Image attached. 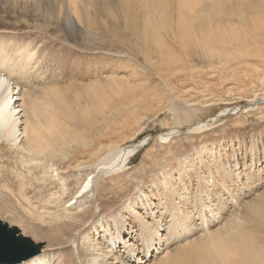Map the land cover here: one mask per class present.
<instances>
[{"label":"rangeland","instance_id":"374dc122","mask_svg":"<svg viewBox=\"0 0 264 264\" xmlns=\"http://www.w3.org/2000/svg\"><path fill=\"white\" fill-rule=\"evenodd\" d=\"M195 2L0 0V72L19 95L44 97L35 103L51 105L57 117L55 134L45 132L46 158L0 145V219L54 252L53 264L64 258L81 264L70 242L81 245L103 208L122 209L138 195L152 201L168 226L177 200L202 225L203 212L213 219L202 204L204 190L213 194L206 204L219 213L214 227L237 217L248 221L245 234L259 244V254L249 252L250 264H264V10H256L255 0H238L239 8L226 0ZM232 8L238 14L226 19ZM171 130L177 131L172 138H161ZM124 147L137 151L126 168L102 169ZM35 158L45 168L37 169ZM93 183L97 199L83 207L80 231L72 225L59 232L67 205L84 199L85 185ZM256 203L259 209L251 210ZM139 209L145 210L142 202ZM196 231L167 245L178 264H205L206 249L195 244L207 231Z\"/></svg>","mask_w":264,"mask_h":264},{"label":"bare ground","instance_id":"6f19581e","mask_svg":"<svg viewBox=\"0 0 264 264\" xmlns=\"http://www.w3.org/2000/svg\"><path fill=\"white\" fill-rule=\"evenodd\" d=\"M181 1L184 4H186L188 0H181ZM202 1L203 0H196L194 5H199V4L203 5V4H201ZM206 1H209V0H206ZM210 1H214V0H210ZM255 1L257 3L256 10L257 11H259V10L263 11L264 10V4H262L263 3L262 0H255ZM232 2H234L235 6H237L238 8L240 7V5H238V0H234V1L226 0L227 5H228V3L231 4ZM226 4H224L223 6H225V8L227 10ZM189 8H191V11L193 10L192 5H190ZM238 8H237V10H238ZM218 11H219V9H218ZM237 14L238 13L234 11V8H232V10L230 12H227L226 19H229L230 16H232V17L236 16ZM68 19L72 20V18H70V14H68ZM235 35L237 37H241L239 34H235ZM241 38H243V36ZM245 39H247V38H245ZM29 59H30V57H28L27 60H29ZM11 82L12 81L9 80V78L7 76H4V73L2 74V72H0V145L3 143L4 144L3 146H5V144L8 145L7 143H10L9 148L10 149L12 148V150L13 149H15L16 151L18 150L20 153H23L24 151L25 152L28 151V153H30L32 151V153L33 152L38 153V157H39V154L46 153L48 151V147L47 148L44 147V144H45L44 142L47 140V136H46L45 132H48L51 136H53L55 134V126L57 125V117L55 116V113L51 112V105L46 104L44 107L43 106L41 107V104H39L40 105L39 106L38 103H35V101L37 99H38V102L41 103V100L44 99V97H42L41 100H39V98L41 96L40 97L38 96V98L36 100L33 99V97H30L28 99L27 95H25L23 97L22 95H19L20 92L18 90H16L17 86L12 87L13 84H11ZM44 94L43 95L46 96V94H48V93H44ZM15 95H16V97H15ZM17 96H19V97H17ZM25 97H27V99H28V101H26V102H25ZM35 97H37V96H35ZM59 98L60 97H57L58 100H60ZM19 101H21V103ZM51 104H52V101H51ZM202 127H203V125L199 124L195 128L198 129V128H202ZM175 132L177 133V131L171 130V132L165 134L161 138H163V139H168L170 137L172 138V135L175 134ZM115 143L117 144V142H115ZM141 143H143V142H141ZM135 150L136 149L133 147H129V148L127 147L125 149L118 148V150L116 152H114V157H113L112 161H110V163L109 162L105 163L106 167L101 166L102 169H106L109 172L110 171H114V172L116 171L117 172L119 170L126 168L127 164L129 163L128 162L129 158L132 157V155H134V153L137 152ZM114 151H115V149H114ZM105 153H107V152H105ZM33 154L32 155L30 154V156L33 157L35 155V154L34 155ZM43 157H45V156L43 155ZM19 158H21V155L19 156ZM23 158H25L24 155H23ZM24 160H26V159H24ZM24 160H22V161L25 162ZM33 160H36V158ZM41 160L43 161V158ZM98 160H96V161H98ZM50 161L52 162L53 159L51 158ZM81 161H82V159H81ZM35 162H37V160ZM36 164L39 165V166L37 165L38 168L35 165L34 168H37V169H39L41 164L43 166V162L41 163V161H38ZM240 164H241V162L240 163L236 162L235 170H237V167ZM26 165H27V163H26ZM78 165H79V163H78ZM78 165H77V167H78ZM86 165H88V164H86ZM42 166L40 168H45V166H43V167ZM80 167H78V169H80ZM23 168H24V166H23ZM29 169H31V168H29ZM223 170L226 171L225 169H223ZM235 170L231 169L230 171L234 172ZM40 172H42V171H40ZM24 173H25V170L21 175H23ZM29 173L32 174V171ZM29 173H28V175H29ZM93 173H95V172H93ZM85 174H86V172H85ZM25 175L23 176L24 178H25ZM92 175H94V174H92ZM236 175H239V173H236ZM41 176L43 177V174ZM30 178H31V176H30ZM34 178H33V180H34ZM16 179H18V177H16ZM31 179H29V180H31ZM95 179L98 180L97 177ZM249 179L250 178L248 176L246 181H248ZM26 180H27V178H26ZM89 180L92 183L93 182V176H90ZM17 181H20V180H17ZM29 182H31V181H29ZM20 183L22 184V181ZM41 183H42V181H41ZM43 183H44V181H43ZM22 185H24V184H22ZM27 185L28 186H26V184H25L24 186L30 187L29 183ZM61 185L62 184H60V186ZM99 185H100V183H99ZM203 185H204V183H203ZM69 186H71V185H69ZM68 187H67V189H68ZM85 187L88 190L85 191L87 194L86 195L84 194V199L77 200V201L75 200L76 202L73 204L67 205L68 204L67 203L64 205L65 207H66V205L68 206L65 209V211L63 210L65 207H63V209H62L64 212H66L64 214V216H66L65 217L66 219H62L60 221V225L57 227L58 228L57 230L59 232L61 231V226H63V228H64V227L73 225V227H72L73 232H74V230L76 232L77 230L80 229V225H82V222L80 221L81 224L80 223L77 224V219L79 217H81L80 214L83 213L82 210H83V207L85 206V204L90 203L87 200H94V197L96 196L95 195L96 192L94 189V183L93 184H86ZM171 187H173V186H171ZM64 188H66V186ZM243 188H245V185ZM198 189H199V187H198ZM31 190H32V188H31ZM34 191H35V189L32 190V192H34ZM78 191H80V190H78ZM164 192H165V189H164ZM176 193L180 197V199H182V200L186 199L185 195H182L181 193H178V192H176ZM203 193L207 197H205L204 195L202 196V204L206 205L207 210L210 212L213 219H208L209 215L207 216V214H205V212H203L204 221H203L202 225L199 221H197V222L194 221L193 210H191L190 208L189 209H187V208L183 209L181 207V204H179V201L177 200V201H175L174 208H172V211H171L172 214H171L170 218L172 219V222H171L170 226H168L167 223H165L163 221L162 216L159 215L160 212L155 210L151 206L152 201L150 202V200H148L149 202H148V204H146L145 200L142 199V197L138 195L137 196L138 198H136V199H129L128 198V200H125L123 202L124 207L122 209L121 208H114L112 206L107 210L105 209L106 207L103 208V210L105 211V214L104 215L102 214L103 215L102 217H100L97 220H94L91 224L88 225L89 228H87V230L88 229H90V230L87 231L85 234L82 230L84 235L82 237H80V238H82V239H80L81 245L79 246V242L74 241V240L71 241L69 245L73 246V244H74L73 248L77 249V253L79 252V254H80V256L78 258H80L81 264H82L83 259H84V262L86 264H176L177 263L176 255H172L170 250L168 252V249H167V251H165L166 248L168 247L167 245L171 242V240L178 238L179 235L181 236V235L194 234V232L196 230L198 231L199 229L203 228V229H206L207 235L203 234L202 237L197 238V239L201 238L199 240L201 244H199L197 242L195 245L201 246L200 248L205 247L204 249H206V257L203 260V262L205 264H207V263L208 264H245L246 260L248 258H249L248 264H250L251 263V257L249 255V252H251L254 255L255 251H257L256 253L259 254V251H258V245L259 244H257L255 242V239L249 240V237H247L245 234V232H246L245 228H246L248 221H246L244 219H239L237 217L236 219L231 220V222L224 221V222H222L223 224L221 223L222 225L214 227V225L212 223H214V221L215 222L218 221V218H219L218 214L219 213L215 208L211 207L212 204H210V203H209V205L206 204V202H207L206 199L211 200L210 198L213 194H211L208 190H204ZM34 195L35 194L33 193V197H34ZM121 195H123V194H121ZM27 197H25V198H27ZM29 197H30V195H29ZM124 197H125V195H124ZM167 197H168V195H167ZM234 197L235 196L233 194V198ZM44 198H45V196H44ZM39 199H40V197H39ZM55 199H56V197H55ZM64 199H66V198H64ZM71 200H69V201H71ZM168 200H169V198H168ZM55 202H57V201H55ZM141 202H142V205L145 206V210L142 213L139 209ZM236 202H237V199H236ZM49 203H48V205H49ZM263 203L264 202H262V204ZM39 204H41V203H39ZM101 205L104 206L103 203ZM182 205H184V204H182ZM58 206H60V205H58ZM257 209H259V204L256 203L255 206L253 208H251V210L256 211ZM166 210H167V208H166ZM49 212L51 213V211H49ZM38 214H42V213H38ZM61 214H63V213H60V215ZM262 214H263V211H262ZM60 219H58V220H60ZM67 219L69 221H67ZM131 220H133V223L131 222ZM201 221H202V218H201ZM196 223L201 225V228L196 229L198 227V226H196ZM74 224H77V226L76 225L74 226ZM84 224H86V223L84 222ZM210 227H214V228L212 230H210L211 229ZM81 228H82V226H81ZM127 232H128V235H126ZM77 238H78V236H77ZM132 239L136 240L137 243H141V247L143 248L142 252H140V249L137 247V245L134 242H129ZM67 241H69V239ZM78 246L80 247L81 251L78 248ZM199 246H198V249H199ZM119 247H120V250H119ZM169 247H170V245H169ZM195 248H197V247H195ZM192 251L193 250H191V253H192ZM142 253H143V256H141ZM163 253H164V256H163ZM204 253L205 252H203V254ZM160 254H161V256H163L162 259H161V256L159 257ZM129 255H131L132 258L134 259L132 262H128L127 260H125L126 256H129ZM54 256H55L54 252L52 253V252H48V251L44 250V252L42 254L31 257L27 261L21 262L18 264H53L52 260H53ZM158 257L160 258V260H158V261L156 260L157 262L152 261L153 259L154 260L158 259ZM179 257H180V254H179L178 258ZM203 257H204V255H203ZM63 258L64 257L61 255V256H59L58 260L61 261ZM73 258H74V256L72 255L71 260H73ZM193 258H194V256H193ZM196 258H198V257H196ZM202 259L203 258L201 257V260ZM64 261H65V264H69L68 262L66 263L65 258H64ZM61 263H63V262H61Z\"/></svg>","mask_w":264,"mask_h":264},{"label":"water","instance_id":"95a60500","mask_svg":"<svg viewBox=\"0 0 264 264\" xmlns=\"http://www.w3.org/2000/svg\"><path fill=\"white\" fill-rule=\"evenodd\" d=\"M43 243H36L16 226L0 219V264H18L43 252Z\"/></svg>","mask_w":264,"mask_h":264}]
</instances>
